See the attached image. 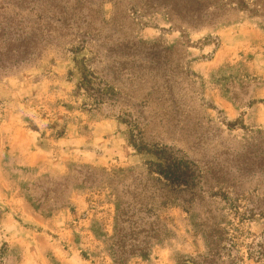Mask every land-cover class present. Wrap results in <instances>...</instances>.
Returning a JSON list of instances; mask_svg holds the SVG:
<instances>
[{
    "label": "rangeland",
    "instance_id": "obj_1",
    "mask_svg": "<svg viewBox=\"0 0 264 264\" xmlns=\"http://www.w3.org/2000/svg\"><path fill=\"white\" fill-rule=\"evenodd\" d=\"M163 2L0 0V264H264V14L182 0L194 29Z\"/></svg>",
    "mask_w": 264,
    "mask_h": 264
},
{
    "label": "trees",
    "instance_id": "obj_2",
    "mask_svg": "<svg viewBox=\"0 0 264 264\" xmlns=\"http://www.w3.org/2000/svg\"><path fill=\"white\" fill-rule=\"evenodd\" d=\"M164 4L162 8L167 10L169 13L172 12L175 16V21L186 25L185 27L189 28H198L199 24L196 23L195 20L199 16L200 13L197 6L194 9L189 7L182 8V0H163ZM231 1V0H230ZM233 5L236 10L239 11H248L249 3L246 0H233ZM199 4V0H196V4ZM252 9L248 12L252 16H256L258 14H264V0H255L252 4ZM183 11V12H182ZM185 12V13H184ZM191 13V14H190ZM181 19H190V22L183 23ZM178 28V27H177ZM183 29V27H179L178 29ZM84 41L81 40L79 46L75 48V52L83 50ZM25 55V54H24ZM34 56L33 50L28 53V57ZM27 56H22V62L26 61ZM77 61V60H76ZM78 72L81 77V82L79 83L78 88L81 89L87 96L91 97L94 100L96 105L100 104L102 99L101 96L103 91L94 89V76L90 71V67L87 65L85 60L78 61ZM18 65V64H17ZM15 67V66H13ZM132 147L138 154H144L150 156L152 159L147 160L145 165L147 169L160 177L163 181L171 186L176 187H184L186 189H193L199 186L201 181V176L194 165L184 159L176 157L171 151L161 148V147H148L144 144H138L135 141L131 142ZM239 207V206H237ZM260 217L264 219V215L260 214ZM252 218V217H251ZM261 248V247H260ZM251 251H254L250 248ZM249 255H252V252H249ZM256 259L260 261L262 257H264V252L259 250L256 254ZM216 253L209 252L207 255L199 256L198 259L193 260L190 264H222L216 261Z\"/></svg>",
    "mask_w": 264,
    "mask_h": 264
}]
</instances>
